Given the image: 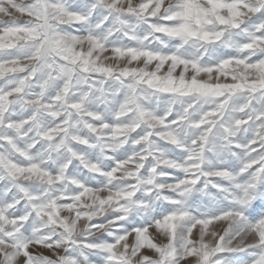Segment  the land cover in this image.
<instances>
[{"label":"snow or ice","instance_id":"6c2138e0","mask_svg":"<svg viewBox=\"0 0 264 264\" xmlns=\"http://www.w3.org/2000/svg\"><path fill=\"white\" fill-rule=\"evenodd\" d=\"M0 14V264H264V0Z\"/></svg>","mask_w":264,"mask_h":264},{"label":"rangeland","instance_id":"374dc122","mask_svg":"<svg viewBox=\"0 0 264 264\" xmlns=\"http://www.w3.org/2000/svg\"><path fill=\"white\" fill-rule=\"evenodd\" d=\"M0 17H2V14H0Z\"/></svg>","mask_w":264,"mask_h":264}]
</instances>
